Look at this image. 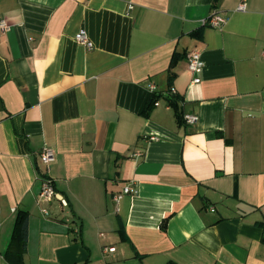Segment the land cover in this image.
I'll return each instance as SVG.
<instances>
[{"label": "crops", "instance_id": "crops-1", "mask_svg": "<svg viewBox=\"0 0 264 264\" xmlns=\"http://www.w3.org/2000/svg\"><path fill=\"white\" fill-rule=\"evenodd\" d=\"M243 1L0 0V264L25 213L24 264H264V0Z\"/></svg>", "mask_w": 264, "mask_h": 264}, {"label": "built area", "instance_id": "built-area-1", "mask_svg": "<svg viewBox=\"0 0 264 264\" xmlns=\"http://www.w3.org/2000/svg\"><path fill=\"white\" fill-rule=\"evenodd\" d=\"M130 9L133 8V5L129 6ZM238 10L244 11L246 10L245 0L241 2L237 8ZM228 21V18L218 12H213L210 16L202 19V23L205 25H210L212 27H223ZM11 29L10 22L0 16V31L8 32ZM76 41L84 45L90 49L94 48V42L90 39L86 30L81 29L75 36ZM189 59V70L194 74V79L192 81L193 84H197L201 81V73L204 69V61L202 60V55L198 51H191L188 54ZM151 91H154L155 85L150 84ZM172 93H176L175 90H172ZM155 104H159L157 101ZM198 115L195 114H186L184 116V120L190 124H194L198 121ZM39 157L41 161L49 166L55 160V149L51 146L44 147L40 153ZM139 189L133 184L129 183L126 185L122 191L114 194L113 199L116 203V211L119 212L121 210V202L126 195L137 194ZM60 200L62 204L67 205L66 198L58 192L55 187L54 181L48 175H43L42 183H41V191L39 193V201L43 202H52L53 200ZM45 214H48V210H43ZM116 248L114 246H108L104 248L105 252H113Z\"/></svg>", "mask_w": 264, "mask_h": 264}, {"label": "trees", "instance_id": "trees-1", "mask_svg": "<svg viewBox=\"0 0 264 264\" xmlns=\"http://www.w3.org/2000/svg\"><path fill=\"white\" fill-rule=\"evenodd\" d=\"M174 63V61H173ZM174 74L171 75V77ZM163 96L162 93H154L151 95L150 100H149V107L153 104H155L159 98ZM167 98H172L175 97L174 93H168L167 95H164ZM172 100V99H171ZM173 105H175L176 102L171 101ZM180 118L183 120V116L180 114ZM27 236H28V214L25 213L19 217V220L17 222V230L15 233V236L13 238V241L11 243V246L7 252V257L9 259H12L14 262L12 264H24L23 262V254L27 249ZM19 248V254L16 255V257H13V246L16 245Z\"/></svg>", "mask_w": 264, "mask_h": 264}]
</instances>
